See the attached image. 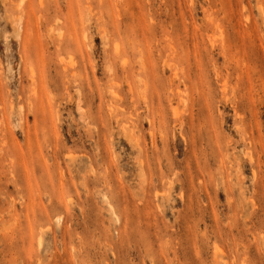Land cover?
I'll return each mask as SVG.
<instances>
[{"label":"rangeland","instance_id":"1","mask_svg":"<svg viewBox=\"0 0 264 264\" xmlns=\"http://www.w3.org/2000/svg\"><path fill=\"white\" fill-rule=\"evenodd\" d=\"M0 264H264V0H0Z\"/></svg>","mask_w":264,"mask_h":264},{"label":"bare ground","instance_id":"2","mask_svg":"<svg viewBox=\"0 0 264 264\" xmlns=\"http://www.w3.org/2000/svg\"><path fill=\"white\" fill-rule=\"evenodd\" d=\"M118 95V94H117Z\"/></svg>","mask_w":264,"mask_h":264}]
</instances>
